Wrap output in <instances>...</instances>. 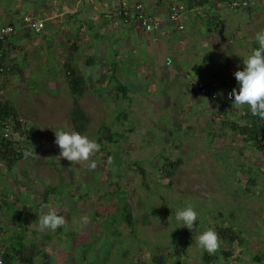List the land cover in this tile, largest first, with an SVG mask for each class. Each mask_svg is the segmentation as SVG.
<instances>
[{
	"label": "rangeland",
	"instance_id": "374dc122",
	"mask_svg": "<svg viewBox=\"0 0 264 264\" xmlns=\"http://www.w3.org/2000/svg\"><path fill=\"white\" fill-rule=\"evenodd\" d=\"M18 1L23 14L26 2ZM65 1L67 6L70 0ZM106 1L93 3L102 9ZM245 1L211 0L204 8L186 10L178 0H132V12L142 4L160 25L147 32L124 22L131 32L116 46L120 30L107 24L112 18L92 19L99 23L93 29L99 39L89 34L92 42L76 40L83 46L75 52L76 72L86 81L81 96L71 94L59 71L61 60L44 58L47 40L53 48L48 53L58 47L54 35L34 46L35 63L28 70L0 74V101L15 106L20 120L17 130L7 122L6 138L23 152L11 169L0 158V256L13 244L23 259L12 264H29L24 259L29 255L32 264H151V255L166 252V244L177 237L187 249L188 264H204L195 238L220 225L233 228L245 244L220 241L226 253L218 252L212 264L264 263L263 257L252 259L264 253V151L231 128L244 123L246 105L235 107L225 97V89L237 85L235 71L257 45L255 34L264 30V0ZM173 7L181 10L178 22L170 19ZM81 10L82 17L87 9ZM213 18L218 26L208 31L207 19ZM64 23L70 32L79 31L78 21ZM25 42L19 44L28 51ZM88 53L94 65L88 64ZM112 61L115 76L128 86L127 97L109 80ZM198 81L206 92L198 89ZM102 125L123 131L125 138L101 141L89 158L95 170L88 169L89 161L59 157L55 131L75 130L97 141ZM176 160L174 173L163 171L164 163ZM123 194L132 207V225L121 220L106 228ZM189 204L198 220L193 233L182 236L184 227L175 215ZM51 210L67 211L70 219L64 217L65 228L47 239L50 230H39L38 217ZM85 215L87 224L81 222ZM67 232L77 235L67 237Z\"/></svg>",
	"mask_w": 264,
	"mask_h": 264
},
{
	"label": "trees",
	"instance_id": "16d2710c",
	"mask_svg": "<svg viewBox=\"0 0 264 264\" xmlns=\"http://www.w3.org/2000/svg\"><path fill=\"white\" fill-rule=\"evenodd\" d=\"M127 1L128 2L121 0V3L120 2L118 3L121 5L120 6L118 5L119 6L118 8H120L122 17L125 18L126 21H129L123 14L124 13L123 2H126L127 5H129L130 7L132 4V0H127ZM135 1L142 2V0H135ZM149 1H152V0H149ZM159 1H166V0H159ZM178 1L182 3V8L186 10H190V9L194 10L197 8H204L206 5L209 4L211 0H178ZM216 1H219V0H216ZM236 7L238 8L239 6H236ZM134 12H135L134 17L133 18L128 17V18L134 23H136L139 26L140 30H143L142 26L140 25V20H139L140 16H146L151 19L154 18L151 12H149V10L147 9L145 10V8L143 10V6H142L141 12H137V11H134ZM179 13L180 15H182L181 10H179ZM182 19L183 18H181V20ZM207 20H208V25H209L208 31H211L213 27L218 26L217 23L219 21L216 20V18L207 19ZM256 47H258V44L257 45L255 44L253 46L254 49ZM2 56H3V51H2V54L0 55V67H1V63L3 62ZM207 56L209 57V55ZM115 66H116V63L113 62L112 66L108 67L109 69L108 71H110L109 80L113 84L115 91L118 93H121L124 98V97H127L128 86L120 82L119 79L115 76ZM66 72H67L66 77H67L68 87H69L71 94L77 95V96L83 95L84 89L86 86V81H85L84 76H82L81 74H78L76 70H74L71 66L67 67ZM2 73L4 72L0 71V74ZM223 84L225 85V86L223 85V88H226L227 87L226 83L224 82ZM244 111L245 112L241 115V117L244 119V123L234 122L231 124V128L235 132L239 133L242 140H244L245 142H248L247 144L254 147V149L262 152L264 151V120H260L258 117L253 116L247 106L244 107ZM120 118L121 119L124 118L121 112L118 114V117L116 119L120 121ZM7 122H11L13 124V129L15 130L20 128V120L18 118V114L15 109V106H13L12 104L8 105L6 102L0 101V129H2ZM123 133H124L123 131L114 132L111 127L107 125H102L99 130V134H98L99 136L97 137L96 142H98L101 146H102L101 141L117 142L119 139L125 138V135ZM14 145L15 144L13 141L7 139L3 135L0 138V158L5 162L8 169H11L16 164L18 159H20L21 156H23V152H17ZM178 165H179V161L177 160L168 161L163 164L162 169L164 172H167L168 175H171L172 173H174ZM251 173H252L251 170L247 171V174H251ZM249 179L252 180L253 178L249 176ZM48 190H50L51 193H54L57 190V188H48ZM117 192H119V190L111 191L109 194L114 195ZM122 192L124 193V191ZM118 202L120 204V207L116 208L114 213H111L108 215L111 221L109 220L110 222H108V226L106 228H109V226L112 227L114 224L118 223L121 220H125L130 225H132V221H131L132 207L130 203L127 202L126 196L124 194L121 197L118 196ZM58 214L70 219V214L67 211H60L58 212ZM64 228H65V225L57 228L55 231L50 230L48 233L47 239H50L53 236V234L58 233L59 231H61V229H64ZM215 229H216L215 232L218 234L220 241H222L223 243L233 245L235 241H237L238 244H245V239H243L242 236L239 235V233L236 232L233 228L217 225ZM193 231H194V228L191 232L186 227H184L182 236L190 235L193 233ZM76 235L77 233L75 232H67V237L74 238ZM166 245H167L166 252L161 251L158 254L151 255V264H188L187 258H186L188 253H187L186 247H184L183 242H180V240L177 237H174L171 243L166 244ZM14 246L15 245L10 244L8 247H6L3 250L2 255L0 256V259H1L0 264H12L13 261L17 259V257L19 258L21 257L20 252H19L20 249ZM87 246L89 245H86V248ZM83 252L85 253L86 250L84 249ZM218 252L226 253V251H224L222 247H219L218 251L214 254H208L206 251H203L202 259H203L204 264L214 263L215 258H217ZM84 257H85V254L82 255V258ZM261 257L264 258V253L260 254L258 251V253L256 252V254L252 257V259H255V258L260 259ZM21 259H23V257H21ZM24 259L27 261V263L32 264L34 256L29 255ZM169 259L171 260L168 263ZM88 264H92V263L89 262ZM103 264H117V263H103ZM132 264H147V263L137 261Z\"/></svg>",
	"mask_w": 264,
	"mask_h": 264
},
{
	"label": "crops",
	"instance_id": "0c3cea01",
	"mask_svg": "<svg viewBox=\"0 0 264 264\" xmlns=\"http://www.w3.org/2000/svg\"><path fill=\"white\" fill-rule=\"evenodd\" d=\"M24 1L26 2V8L25 12L21 14L23 9H19L17 7L19 2L18 0H0V26L12 24L16 28V33L10 35L5 41L2 56V60L8 63L7 65L10 66L12 71L19 70L22 72L23 70H28V67L35 63L34 56L36 55L37 50L34 49V46H37L38 43L43 39L47 40V36L53 35L56 38L55 40L58 47L54 50V53H48L51 52L53 48L52 45H49V43L47 44V40L45 47L47 52H45L44 58L46 60L52 57L60 59L61 61L59 66L62 68H59V71L61 70L65 76L67 73V67L71 66L74 70H77L75 64L78 63V56L75 54V52L77 50L78 53H81L80 47L83 46H80L76 40H87L91 38L89 41L92 42V37L96 35H98L99 39L100 33L97 32V30L93 31V29L97 28H95V26L99 25V23H95L92 19L100 20V16L103 17L104 22H108L109 18H112L113 22H111L110 19V22L107 24L109 26L114 25L113 27H115L117 30H120L119 37L113 41L114 46H116L117 41L120 42V40L125 39L126 32H131V24H125L129 21H126V19L122 17L120 8H118L121 5L118 4L119 2L121 3V0L106 1L108 5L105 7L103 6L102 9L99 8L98 5H95L93 0H70L67 6L65 4V0H49L48 2L47 0ZM123 1L128 2L127 0ZM83 6L84 9H87L86 13H90L88 17H85L86 13L83 15L86 19H84L83 16L81 17V14H83V11L81 10ZM76 13H78V17L75 19L74 15ZM24 15H31L42 20L44 22L43 30L39 33L30 31L22 21V17ZM77 21L79 23V31L77 32H75L76 29H71L70 32L69 25L64 23H77ZM63 27L65 31H63ZM90 29H92L91 32H89ZM89 34H93L92 37H89ZM22 40L26 41L25 48L28 49V51H25L23 49V45L19 44V42ZM92 45L93 43L89 44L88 46ZM49 54H51L50 57ZM85 56L87 58L88 64L94 65V55L88 53L85 54ZM46 65H50V62L46 63ZM50 69L52 70L51 67ZM200 75L201 74H199V76Z\"/></svg>",
	"mask_w": 264,
	"mask_h": 264
},
{
	"label": "clouds",
	"instance_id": "9594fccd",
	"mask_svg": "<svg viewBox=\"0 0 264 264\" xmlns=\"http://www.w3.org/2000/svg\"><path fill=\"white\" fill-rule=\"evenodd\" d=\"M255 40L258 47L247 56L243 62V68L235 71L234 76L237 85H234L236 87L228 94L230 100H227L231 101L235 107L246 105L253 116L264 120V30L255 34ZM9 69L10 66L7 70ZM55 143L60 149L59 157L65 158L71 163L89 161L90 156L97 153L101 147L95 140L75 130L55 131ZM96 167L94 160L89 161L88 169L90 171L95 170ZM175 219L180 227H186L192 232L197 223L198 214L195 208L189 204L176 211ZM81 222L87 224L89 217L87 215L82 216ZM64 223V217L55 210L38 217V228L41 231H55ZM195 240L198 246L208 254L216 253L220 247V238L213 229L201 232Z\"/></svg>",
	"mask_w": 264,
	"mask_h": 264
},
{
	"label": "built area",
	"instance_id": "2783aa9c",
	"mask_svg": "<svg viewBox=\"0 0 264 264\" xmlns=\"http://www.w3.org/2000/svg\"><path fill=\"white\" fill-rule=\"evenodd\" d=\"M132 7H130L129 5H127L125 2L123 3V11H124V16L127 18V20H129L130 22H132L128 17L133 18L134 17V13L131 10ZM142 10V6L141 4H136L135 5V10L137 12H141ZM181 15L179 13V9L173 7L171 10V14H170V19L173 21H177L180 19ZM140 20V25L142 26L144 31H153L155 30L159 25H160V21L156 20L155 18L151 19L148 18L146 16H140L139 18ZM22 21L25 24V26L32 32L34 33H39L43 30L44 28V22L34 16L31 15H24L22 17ZM184 26L182 24H178V28L181 29ZM157 30V29H156ZM16 33V28L15 26L11 25V24H6V25H1L0 26V55L2 54L3 51V46L5 44V41L7 40V38ZM9 68V66L5 63H1V67H0V71L3 72L5 70H7ZM198 89L203 93L206 92V88L202 83H198L197 84ZM236 87L233 86L232 88H226L225 89V97L226 99L230 100L228 98V94L232 91V89ZM3 132V136L7 137L8 136V132H9V128H8V123L5 124V126L2 128ZM0 263H1V259H0Z\"/></svg>",
	"mask_w": 264,
	"mask_h": 264
}]
</instances>
